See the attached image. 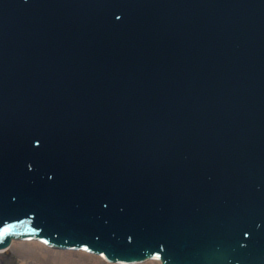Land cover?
Masks as SVG:
<instances>
[{"label":"water","instance_id":"95a60500","mask_svg":"<svg viewBox=\"0 0 264 264\" xmlns=\"http://www.w3.org/2000/svg\"><path fill=\"white\" fill-rule=\"evenodd\" d=\"M12 241L264 264V0H0Z\"/></svg>","mask_w":264,"mask_h":264},{"label":"bare ground","instance_id":"6f19581e","mask_svg":"<svg viewBox=\"0 0 264 264\" xmlns=\"http://www.w3.org/2000/svg\"><path fill=\"white\" fill-rule=\"evenodd\" d=\"M9 248H14V251L19 254L22 255V259L24 261H30V260H35V261H40L42 263H47V264H75L71 261H67L65 259L66 253H60V252H56L59 250H53V249H49L46 247H43L42 245L31 241V242H23V241H12L10 246H8L5 249H1L0 253H4V252H8V250H10ZM53 250V251H51ZM70 252V256L72 254V252H76V251H68ZM79 254L83 255V252H78ZM86 254V253H85ZM85 256V255H83ZM93 256V255H92ZM86 257H91V256H86ZM54 259L55 261H51V259ZM81 262H78L76 264H83V260H80ZM93 263V260L90 261ZM142 264V263H140ZM144 264H161L158 261H146L144 262Z\"/></svg>","mask_w":264,"mask_h":264},{"label":"rangeland","instance_id":"374dc122","mask_svg":"<svg viewBox=\"0 0 264 264\" xmlns=\"http://www.w3.org/2000/svg\"><path fill=\"white\" fill-rule=\"evenodd\" d=\"M23 242H27V241H23ZM40 245L44 246L43 244L36 242ZM48 248V247H46ZM10 250H8V252H4V253H0V264H47V263H42L40 261H35V260H28V261H24L22 259V255L17 254L14 251V248H9ZM53 251V250H51ZM56 252H60V253H66L65 260L67 261H71L73 263H78L81 262L80 260H83V264H109L107 262H105L103 259L97 257V256H92V255H88L85 253H82L83 255L79 254L78 252H72L71 256H70V252L68 251H56ZM86 256H91V257H86ZM93 260V263L90 262ZM51 261H55L53 258L51 259ZM58 264V263H57ZM144 264V263H142Z\"/></svg>","mask_w":264,"mask_h":264},{"label":"snow or ice","instance_id":"6c2138e0","mask_svg":"<svg viewBox=\"0 0 264 264\" xmlns=\"http://www.w3.org/2000/svg\"><path fill=\"white\" fill-rule=\"evenodd\" d=\"M42 242L47 243L46 241H42Z\"/></svg>","mask_w":264,"mask_h":264}]
</instances>
